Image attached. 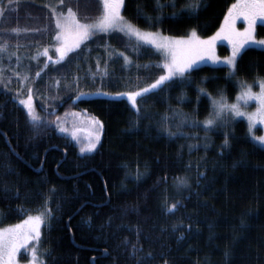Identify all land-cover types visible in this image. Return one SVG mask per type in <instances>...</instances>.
<instances>
[{"label": "trees", "instance_id": "16d2710c", "mask_svg": "<svg viewBox=\"0 0 264 264\" xmlns=\"http://www.w3.org/2000/svg\"><path fill=\"white\" fill-rule=\"evenodd\" d=\"M142 2L149 15L161 20L137 19V0H126L122 15L136 26L172 36H187L195 28L206 37L219 28L233 0H204L192 19L171 15L185 0L162 13L152 12L150 0ZM0 6L6 9L0 17V44L6 41L22 56L21 71L28 77L23 88L10 69L2 76L8 81L0 80V225L43 211L47 198L53 219L41 225V251L51 250L42 257L45 264H138L141 258L147 264H264V148L247 135L242 119L207 133L202 126H190L191 120L202 124L211 111L207 96L197 103V87L215 98L222 90L233 100L238 80L264 78V50L244 48L231 78L226 65L195 66L190 86H162L158 95L139 104L150 118L138 120L131 102L118 94L139 90L162 74L155 67L163 64L156 50L143 45L134 51V42L122 33H98L55 63L58 55L52 60L37 56L56 43L55 17L46 1L13 0L10 5L0 0ZM100 11L102 6L93 5L77 18L98 17ZM255 31L264 36V23ZM227 51L218 45L219 54ZM119 52L133 63L125 67L116 58ZM29 88L45 122L39 129L20 103ZM80 93L85 95L77 99ZM175 112L187 114L189 123L177 129L179 119H171ZM165 115L176 136L163 130ZM93 119L103 125L100 142L94 151L81 153L84 142L77 130ZM180 177L188 187L178 188ZM5 186L11 191H3ZM176 202L178 208L169 213L168 206ZM19 208L24 212L18 213Z\"/></svg>", "mask_w": 264, "mask_h": 264}, {"label": "snow or ice", "instance_id": "6c2138e0", "mask_svg": "<svg viewBox=\"0 0 264 264\" xmlns=\"http://www.w3.org/2000/svg\"><path fill=\"white\" fill-rule=\"evenodd\" d=\"M12 3L13 0H9V4L11 5ZM59 3L61 5L60 10H53V15L55 17V34L53 39L56 42L55 51L59 54L55 63H60L65 60L70 52L79 49L82 44L98 33H122L129 38L130 42H134V51L143 45H149L163 54V64L155 65V67L163 69L162 75L147 87L118 94L119 96H126L131 102V106L135 110L138 120L150 118L146 109L143 112L141 111L139 104H146L150 94L158 95L159 92L157 90H164L162 86H190L192 83V70L199 60L207 57L213 63L225 64L229 68L228 75L231 78L235 77L238 73L237 58L241 55V50L245 45H255L264 50V40H256L254 37L257 20L264 21V0H236V2L228 8L220 29L215 35L207 39H202L195 28L190 30V35L186 39H173L161 36L159 32L142 30L122 15V9L127 11L128 5L126 4V0H59ZM150 3L153 13H162L166 7L175 9L179 6V0H169L167 4L162 3L161 0H150ZM93 5L102 6V11H100L98 17L82 15L80 19L77 18L78 12L81 10L86 11ZM203 5L204 0H185L180 10L173 11L171 15L173 17H187L192 19L199 15ZM147 7V3L142 2V0H137L136 18L143 19L145 23L149 24L153 21L159 23L161 16L149 15L145 11ZM65 8L67 9L66 13L63 10ZM74 8L76 9L75 11ZM12 10L14 11L15 9ZM5 12V7L0 6V17H5ZM238 19H243L247 24V27L242 32L236 28ZM81 20L84 22H81ZM13 31H19V29H13ZM220 39H225L232 45L231 56L226 57L223 61L215 55V44ZM6 48V41L0 44V52L6 51ZM48 52L49 49L44 48L42 52L37 53V56L43 55L46 56L48 60H52ZM116 58H122L125 67L133 63L124 52L116 54ZM70 62L69 60V63ZM97 67H99V65H97ZM136 67L147 69L152 66L137 64ZM36 75L39 76L40 73L37 72ZM23 79L27 80L28 77L25 76ZM207 79L208 78H204L200 83H204ZM257 79L260 91L254 93L251 85L241 81V91L236 96L235 102L233 103H229L228 98L222 90H219L218 98H213L204 88L197 87V103H199L201 95L207 96L211 102V111L202 124L196 120H191L190 126H202L205 133H207L226 126L229 120L245 118L248 122L249 132L251 133L258 123L264 124V79ZM82 95L85 94L80 93L76 98L79 99ZM137 98H140V100L138 101ZM32 99V89L29 88L27 98L20 100V103L27 109L26 114L29 122L34 128L39 129L45 122L41 115L37 113ZM178 99L183 102L184 96L181 95ZM251 101L256 102V111L251 113L244 111L243 109L246 108ZM169 119L167 115L162 117V122L165 125L163 130L167 132L169 137L176 136L178 133L171 131L167 126V121ZM171 119H179V123L176 125L177 129L189 123L187 114L181 112H175ZM57 121H59V118H57ZM92 123L96 126V132L92 138L89 139L86 146L80 148L81 153L94 151L97 144L100 142V132L103 129V125L100 121L95 119H93ZM57 126L59 127V124ZM60 131L63 132L66 131V129L61 127ZM252 138L257 141L261 148H264V136H253ZM191 147L194 146H190V148ZM223 147H230V137L228 133H225ZM176 183L178 188L189 186L187 179L184 177L177 178ZM3 191L8 192L11 191V189L5 186ZM15 198H19L18 191ZM47 204L48 199L45 198L43 211H39L35 216L28 215L27 219L23 220L20 224L0 229V264H18L17 255L21 253L22 249L25 250V256L30 250L31 259L29 264H45L42 257L51 255V250L44 249L41 251V225H46L48 221L53 219L52 211L47 207ZM178 206L179 202L173 203L168 206L167 211L169 213H174ZM17 211L18 213H23L24 209L19 208ZM241 223L243 224L244 221H241ZM181 238L183 237L181 236ZM137 251L138 249L133 246V253L135 254ZM225 255L227 256L228 253L226 252ZM148 256L151 257V254L149 253ZM138 264H147V258H141L138 260Z\"/></svg>", "mask_w": 264, "mask_h": 264}, {"label": "rangeland", "instance_id": "374dc122", "mask_svg": "<svg viewBox=\"0 0 264 264\" xmlns=\"http://www.w3.org/2000/svg\"><path fill=\"white\" fill-rule=\"evenodd\" d=\"M46 1V4L49 6V8H50V10L51 11H53L54 9H56L57 11H59L58 9H57V6H58V2H59V0H45ZM236 2V0H233V2H232V4L233 3H235ZM231 4V5H232ZM230 5V6H231ZM229 6V7H230ZM67 11V10H66ZM66 11H65V13H66ZM228 11V10H227ZM226 14H227V12H226ZM225 14V15H226ZM223 20H224V18H223ZM223 20H222V22H221V24L223 23ZM258 23H264V21H261V20H257V22H256V25L258 24ZM221 24H220V26H221ZM256 25H255V30H256ZM220 26H219V28L213 33V34H211V35H209V36H206V37H201L202 39H207L208 37H210V36H213V35H215V33L220 29ZM138 27V26H137ZM247 27V24L245 23V21L243 20V19H238L237 20V22H236V28H237V30H239V31H243L245 28ZM140 28V27H139ZM140 29H142V28H140ZM142 30H145V29H142ZM146 31H152V32H159L160 34H161V36H164V37H169V38H173V39H186L189 35H187V36H172V35H168V34H165V33H162V32H160V31H157V30H146ZM254 37H255V39L256 40H264V36H257L256 35V31L254 32ZM219 44H224L226 47H227V49H228V51H227V53H225V54H219V52H218V45ZM248 46H254V47H256L255 45H245V47L244 48H246V47H248ZM152 47V46H151ZM43 48H48L49 49V52H48V55L49 56H51L52 57V59H54L57 55H59L58 53H56V51H55V43H53L52 45H49V46H45V47H43ZM43 48L40 50V52H42L43 51ZM154 50H156L154 47H152ZM243 48V49H244ZM242 49V50H243ZM241 50V51H242ZM157 51V50H156ZM158 52V51H157ZM38 53V52H37ZM160 55H161V57H162V59H163V62H164V56H163V54H161L160 52H158ZM231 54H232V45L227 41V40H225V39H220V40H218L217 42H216V44H215V55L217 56V57H219L220 58V60L221 61H223L226 57H229V56H231ZM14 57H16V58H14ZM11 58H14V60H13V62H12V67H11V62H10V59ZM21 58H22V56H19V55H17L16 53H14L11 49H9V48H6V51H3V52H0V80H2V79H5L6 81H8V78H5V77H2L3 76V72H4V70L5 69H10L12 72H13V74L14 75H12L13 76V79L14 80H16V82L18 83V85L21 87V88H23V86L24 85H26V82L24 81V79L22 78V76H26V75H24L23 73H22V71H21V68H22V64H21V62H20V60H21ZM46 59L48 60V58L46 57ZM4 60L6 61V64H4ZM201 64H211V65H225V64H223V63H213L210 59H208L207 57H205L204 59H202V60H199L198 62H197V64L195 65V66H198V65H201ZM194 66V67H195ZM17 73H18V75H17ZM162 74H163V72H162ZM161 74V75H162ZM159 77V76H158ZM157 77V78H158ZM156 78V79H157ZM258 78H262V79H264L263 77H258ZM155 79V80H156ZM155 80H153L152 82H150L149 84H151V83H153ZM239 82H238V91H237V93H236V95H235V97H234V99L233 100H231V101H229V103H233V102H235V98H236V96L240 93V91H241V88H240V80H238ZM242 82H244V83H246V84H248V85H251L252 86V91L254 92V93H258L259 91H260V88H259V84H258V79L256 78L255 80H253V81H251V82H246V81H242ZM148 84V85H149ZM148 85H146L145 87H147ZM19 86H18V88H17V91L18 92H20V93H22L24 90H18L19 89ZM24 88H26V86L24 87ZM213 98H215V97H213ZM256 108H257V104H256V102L255 101H251V102H249V104L247 105V107L246 108H244L243 110L244 111H247V112H255L256 111ZM236 119H242V120H244L245 121V123H246V127H247V135L253 140V141H255L252 137L253 136H264V124H257V126H256V128L250 133L249 132V128H248V122H247V120L245 119V118H236ZM80 128H82V132L80 131V130H77V132L79 133L77 136L79 137V138H81V140L84 142V144L82 145V146H86V143L89 141V139L90 138H92V136L94 135V133L96 132V126L92 123V121H89V120H87V121H85V124L84 125H82ZM256 143H257V141H255ZM258 144V143H257ZM38 213H31V214H29V215H33V216H35V215H37ZM28 216V215H27ZM27 216L24 218V219H22L21 221H19V222H17V223H13V224H9V225H0V229H2V228H6V227H9V226H12V225H16V224H20V223H22V221L23 220H25V219H27ZM24 253H25V250L24 249H22L21 250V253L20 254H18L17 255V261H18V263H22V264H29V261H30V259H31V255H30V250H29V252H28V254L25 256L24 255Z\"/></svg>", "mask_w": 264, "mask_h": 264}, {"label": "flooded vegetation", "instance_id": "af4514ba", "mask_svg": "<svg viewBox=\"0 0 264 264\" xmlns=\"http://www.w3.org/2000/svg\"><path fill=\"white\" fill-rule=\"evenodd\" d=\"M18 264H22V263H18Z\"/></svg>", "mask_w": 264, "mask_h": 264}]
</instances>
